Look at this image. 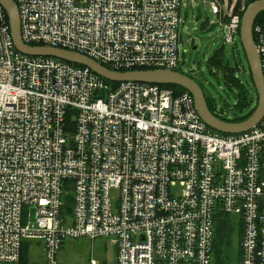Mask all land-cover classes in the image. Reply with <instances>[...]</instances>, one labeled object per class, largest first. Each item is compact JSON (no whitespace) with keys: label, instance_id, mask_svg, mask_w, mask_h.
<instances>
[{"label":"built area","instance_id":"obj_1","mask_svg":"<svg viewBox=\"0 0 264 264\" xmlns=\"http://www.w3.org/2000/svg\"><path fill=\"white\" fill-rule=\"evenodd\" d=\"M14 1L28 45L113 61L116 71L181 68L183 0ZM225 1L207 0L237 47L257 0ZM161 21L166 42L151 34ZM253 39L264 77V19ZM67 185L71 215L61 214ZM221 214L237 215L243 229L241 264H264V116L223 133L200 117L188 90L110 88L86 66L23 53L0 3V264H19L26 242L41 244L44 264H59L68 237H109L117 264H212Z\"/></svg>","mask_w":264,"mask_h":264},{"label":"rangeland","instance_id":"obj_2","mask_svg":"<svg viewBox=\"0 0 264 264\" xmlns=\"http://www.w3.org/2000/svg\"><path fill=\"white\" fill-rule=\"evenodd\" d=\"M236 1L233 0V2ZM225 3L229 5V0H226ZM198 6L203 14V19L200 21L195 19ZM180 17V69L183 73L201 81L204 93L210 98L214 112L221 117L229 119L249 114L256 102L246 108L239 109L234 91L226 84L222 69L217 71V68L209 63V58L222 48L221 51H223L225 56V63L229 61L232 66L237 67L236 74L241 80L245 81L250 69L240 40L237 43V47L234 44L226 43L224 31L219 25L210 32L202 28V23L205 19H209L212 22L216 20V15L211 12L207 0H183L180 8ZM261 19H264V17ZM249 91L254 101H256V91L251 86ZM116 195V191L113 192L114 198L117 197ZM33 212L34 208L32 217ZM231 220L235 223L237 215H233ZM30 243L31 245L27 249L29 263H44L42 262L44 254L41 244ZM234 245L238 247L237 239ZM91 259H95L96 263L99 262L98 264H116V245L109 237L94 239L90 237H68L57 255L58 263L61 264H75L74 262H77V264H89Z\"/></svg>","mask_w":264,"mask_h":264},{"label":"water","instance_id":"obj_3","mask_svg":"<svg viewBox=\"0 0 264 264\" xmlns=\"http://www.w3.org/2000/svg\"><path fill=\"white\" fill-rule=\"evenodd\" d=\"M9 17L11 35L15 47L26 54L53 56L69 62L79 63L90 67L103 78L111 81H122L135 79L141 81L156 82L160 84H179L186 88L194 97L195 105L201 118L213 129L223 133H238L245 131L256 125L264 116V77L262 73L261 61L255 47L253 39V25L258 14L264 11V0L252 2L245 10L240 27V42L242 43L252 79L258 92V102L254 113L246 120L238 123L227 122L216 117L208 108L202 87L190 75L170 69H143L128 72L114 71L105 67L85 55L51 46H32L26 44L20 35V21L17 4L14 0H0ZM196 21L202 17L200 7L196 8ZM216 27V22H211L206 29L212 31Z\"/></svg>","mask_w":264,"mask_h":264},{"label":"trees","instance_id":"obj_4","mask_svg":"<svg viewBox=\"0 0 264 264\" xmlns=\"http://www.w3.org/2000/svg\"><path fill=\"white\" fill-rule=\"evenodd\" d=\"M264 17V11H262L255 22H258L261 18ZM222 48L219 49V51L215 52L212 57L209 58V63L211 65H214L217 68V71H220L222 69L223 74L225 76L226 84L230 89H233L237 103L238 108L243 109L248 107L251 104H254L258 102V92L256 90L255 84L252 79V74L249 70L248 77L246 80H241L239 76L236 74V68L230 64L229 61L225 63V56L223 54V51H221ZM72 64H75L73 62H70ZM238 66V65H237ZM243 67V66H242ZM239 69V66H238ZM178 71L183 72L181 69ZM191 76V75H190ZM192 77V76H191ZM106 83L108 84H117L116 81H111L106 78H103ZM162 86H166L169 88H172L175 92V94H180L187 89L179 84H161ZM250 86L256 91L257 93V99L254 101L253 96L250 94L249 88ZM205 95V101L209 108V110L218 118L225 120L227 122L232 123H238L242 122L246 119H248L255 111L256 105L253 107V110L245 115V116H235L233 118L226 119L224 117H221L218 115V113L214 112L212 108V104L210 101V98ZM75 122L73 117L71 116V112L69 113V116L66 119L65 128L67 130H72L74 128ZM73 127V128H72ZM68 196V195H67ZM66 196V207L69 208V198ZM233 221L231 218L226 214H221L218 217L217 223L215 225V233H214V241H213V248H212V264H241V249H240V243L242 239L243 229L239 226L238 223H232ZM237 239L238 247L234 245V242ZM26 244V245H25ZM31 243L27 242L24 243V249L22 247L21 257L19 264H35V263H29L28 256H27V249L30 247Z\"/></svg>","mask_w":264,"mask_h":264},{"label":"bare ground","instance_id":"obj_5","mask_svg":"<svg viewBox=\"0 0 264 264\" xmlns=\"http://www.w3.org/2000/svg\"><path fill=\"white\" fill-rule=\"evenodd\" d=\"M199 7V6H198ZM261 13V12H260ZM259 13V14H260ZM258 14V15H259ZM196 15H197V11H196ZM258 17V16H257ZM257 19V18H256ZM8 21H9V17H8ZM256 21V20H255ZM180 24H181V17H180ZM179 30H180V26H179ZM167 31H168V27H167V24L164 22V21H161L159 22L158 24H156L153 29L151 30V34L153 35V37H161L162 41H169L171 40V37L169 34H167ZM65 49V48H64ZM66 50H70V49H66ZM72 51V50H71ZM179 52H180V39H179ZM85 55L86 57L92 59L93 61L105 66V67H110L111 70H114L116 71L115 69L111 68V67H115L114 65V62L113 61H107V62H103L101 60H97L96 58L94 57H91V56H88L86 54H83ZM74 63V62H73ZM75 65L77 66H86V65H83V64H79V63H75ZM88 67V66H86ZM90 68V67H88ZM144 67L142 66H135L133 68H130L128 70H123L122 72H128V71H134V70H143ZM91 69V68H90ZM147 69H158L157 66L153 67V68H147ZM92 70V69H91ZM93 71V70H92ZM95 72V71H94ZM180 72V71H179ZM96 73V72H95ZM183 73V72H181ZM97 75H99L98 73H96ZM185 74V73H183ZM187 75V74H186ZM100 76V75H99ZM114 82V81H113ZM117 84H108L107 85L110 87V88H115L117 86H119L122 82H135V83H139V84H159L160 83H156V82H149V81H141V80H135V79H127V80H122V81H116ZM197 108V107H196ZM198 111V110H197ZM199 113V112H198ZM200 115V114H199ZM201 117V116H200ZM75 137V135H74ZM137 172H133L130 174V178H127L128 182L130 183H134L136 180H137ZM73 193H74V189H73V186L72 185H67L64 189H63V200H64V205L61 209V214L65 215V214H72V200H73ZM116 196H118V193L116 191ZM68 195V196H67ZM66 196L69 198V208L66 207V203H67V200H66ZM242 239H243V234H242ZM241 239V241H242ZM65 241V240H64ZM62 249V248H61ZM97 264V263H96Z\"/></svg>","mask_w":264,"mask_h":264},{"label":"flooded vegetation","instance_id":"obj_6","mask_svg":"<svg viewBox=\"0 0 264 264\" xmlns=\"http://www.w3.org/2000/svg\"><path fill=\"white\" fill-rule=\"evenodd\" d=\"M203 19V14H202V17H201V19L200 20H202ZM199 20V21H200ZM210 23H211V21L209 20V19H205L204 20V22L202 23V28L203 29H207L209 26H210ZM197 82H198V84L202 87V89H203V91H204V87H203V84L201 83V81H199L198 79H196V78H194ZM205 94V93H204Z\"/></svg>","mask_w":264,"mask_h":264},{"label":"crops","instance_id":"obj_7","mask_svg":"<svg viewBox=\"0 0 264 264\" xmlns=\"http://www.w3.org/2000/svg\"><path fill=\"white\" fill-rule=\"evenodd\" d=\"M43 254H44V253H43ZM92 260H95V259H91L90 262H89V264H92ZM42 262L45 263V259L42 260ZM42 262H41V263H42ZM44 263H42V264H44ZM74 263L77 264V262H74ZM98 263H99V262H98ZM98 263H97V264H98ZM115 263L117 264V262H115ZM59 264H61V263H59Z\"/></svg>","mask_w":264,"mask_h":264}]
</instances>
